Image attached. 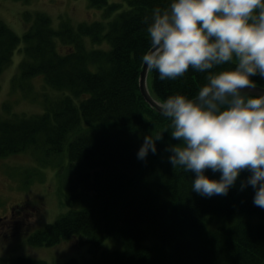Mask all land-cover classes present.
<instances>
[{
	"label": "trees",
	"instance_id": "16d2710c",
	"mask_svg": "<svg viewBox=\"0 0 264 264\" xmlns=\"http://www.w3.org/2000/svg\"><path fill=\"white\" fill-rule=\"evenodd\" d=\"M87 1L105 8L111 19L76 26L63 20L54 28L49 16L27 11L22 35L0 19V76L18 52L19 90H30L35 79L47 90L42 113L0 117V161L50 156L56 178L80 201V208L68 207L29 235V247L62 241L88 247L89 258L62 264H264V209L254 206L251 186L240 190L249 173L242 171L226 196L191 192L194 173L173 169L167 160L166 146L179 143L170 136L171 120L140 93L142 56L151 43L143 20L171 0ZM234 66L226 62L204 73L190 67L183 77L166 81L153 70L148 88L156 101L177 93L192 97L208 71ZM254 79V86L264 87ZM161 132L157 154L138 160L143 137ZM105 243H120V249L103 250ZM0 264L47 263L18 257Z\"/></svg>",
	"mask_w": 264,
	"mask_h": 264
},
{
	"label": "clouds",
	"instance_id": "9594fccd",
	"mask_svg": "<svg viewBox=\"0 0 264 264\" xmlns=\"http://www.w3.org/2000/svg\"><path fill=\"white\" fill-rule=\"evenodd\" d=\"M143 23L151 43L142 63L160 81L183 77L190 67L204 73L235 65L208 71L192 97L156 101L179 141L166 146L168 163L194 173L191 192L204 198L226 196L246 170L240 190L251 186L254 206L264 209V89L251 91L255 77L264 81V0H171ZM162 139L163 132L145 135L137 159L156 155Z\"/></svg>",
	"mask_w": 264,
	"mask_h": 264
},
{
	"label": "rangeland",
	"instance_id": "374dc122",
	"mask_svg": "<svg viewBox=\"0 0 264 264\" xmlns=\"http://www.w3.org/2000/svg\"><path fill=\"white\" fill-rule=\"evenodd\" d=\"M122 0H109L110 3ZM116 2V3H117ZM49 16L54 28L63 20L73 26L79 23L106 22L105 8L91 7L87 0H0V19L17 35L27 27L24 12ZM91 47L90 42H86ZM21 55L15 52L11 63L0 76V117L38 115L43 112L42 95L47 93L41 79L32 81L33 87L23 91L17 87L15 75ZM21 154L0 161V262H12L18 257L38 259L47 264H62L69 259L90 257L88 247L60 242L51 247H29L27 238L36 230L65 213L68 207L80 208V201L67 192L56 178V165L45 154ZM36 164V166H34ZM77 203L79 205L74 206ZM81 246V247H80ZM79 248H81L80 251ZM103 250L120 249L111 243Z\"/></svg>",
	"mask_w": 264,
	"mask_h": 264
},
{
	"label": "water",
	"instance_id": "95a60500",
	"mask_svg": "<svg viewBox=\"0 0 264 264\" xmlns=\"http://www.w3.org/2000/svg\"><path fill=\"white\" fill-rule=\"evenodd\" d=\"M148 73L149 71L147 70V66L143 64L139 76V90L145 102L148 103L150 107H152L153 109L159 112L156 106V100L151 96L148 90V81H147ZM262 89H264V87L253 85L251 91L259 93Z\"/></svg>",
	"mask_w": 264,
	"mask_h": 264
},
{
	"label": "bare ground",
	"instance_id": "6f19581e",
	"mask_svg": "<svg viewBox=\"0 0 264 264\" xmlns=\"http://www.w3.org/2000/svg\"><path fill=\"white\" fill-rule=\"evenodd\" d=\"M148 90H149V88H148ZM149 93H150V91H149ZM151 94V93H150ZM152 96V95H151Z\"/></svg>",
	"mask_w": 264,
	"mask_h": 264
}]
</instances>
